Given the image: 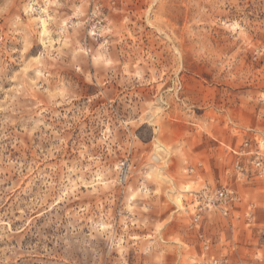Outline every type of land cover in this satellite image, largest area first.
I'll list each match as a JSON object with an SVG mask.
<instances>
[{"label":"rangeland","instance_id":"1","mask_svg":"<svg viewBox=\"0 0 264 264\" xmlns=\"http://www.w3.org/2000/svg\"><path fill=\"white\" fill-rule=\"evenodd\" d=\"M209 256L264 264V0H0V264Z\"/></svg>","mask_w":264,"mask_h":264},{"label":"built area","instance_id":"2","mask_svg":"<svg viewBox=\"0 0 264 264\" xmlns=\"http://www.w3.org/2000/svg\"><path fill=\"white\" fill-rule=\"evenodd\" d=\"M261 163L257 162V166ZM237 197L234 192L226 186L211 187L208 184L201 185L200 189L192 194L189 205L193 207V221L196 223L202 212L216 211L223 216L230 213ZM204 241V240H203ZM203 247L207 249L208 243L203 242ZM204 264H221L215 256H209Z\"/></svg>","mask_w":264,"mask_h":264}]
</instances>
